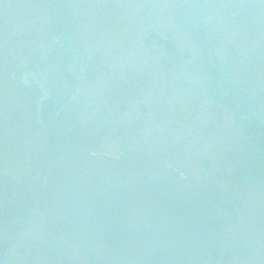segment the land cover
<instances>
[{
  "label": "rangeland",
  "instance_id": "374dc122",
  "mask_svg": "<svg viewBox=\"0 0 264 264\" xmlns=\"http://www.w3.org/2000/svg\"><path fill=\"white\" fill-rule=\"evenodd\" d=\"M203 43L223 96L264 128V0H0V166L13 187L39 189L63 151L140 148L215 205L216 242L197 264H264V190L233 175L249 165L264 179L260 132L210 90ZM54 90L70 99L52 113ZM39 216L7 263L72 264Z\"/></svg>",
  "mask_w": 264,
  "mask_h": 264
},
{
  "label": "water",
  "instance_id": "95a60500",
  "mask_svg": "<svg viewBox=\"0 0 264 264\" xmlns=\"http://www.w3.org/2000/svg\"><path fill=\"white\" fill-rule=\"evenodd\" d=\"M164 48L175 51L167 40ZM52 163L45 225L73 264H195L217 236L205 193L139 148L117 157L79 149Z\"/></svg>",
  "mask_w": 264,
  "mask_h": 264
},
{
  "label": "flooded vegetation",
  "instance_id": "af4514ba",
  "mask_svg": "<svg viewBox=\"0 0 264 264\" xmlns=\"http://www.w3.org/2000/svg\"><path fill=\"white\" fill-rule=\"evenodd\" d=\"M186 58V56H184ZM205 74V73H204ZM206 77H209L210 80L214 79V73L210 70L209 74H205ZM210 90L214 92V96L218 99L220 104L224 106H228L230 104V108L232 112H236V117L239 119L243 125L246 124L245 121L248 119L250 122V126L256 132V135L260 132L258 139H255V143L262 149V153H264V129L259 127H254V123L252 124L248 115L249 111L247 107L243 108L242 101L238 100L236 95L232 92L229 93L226 97L223 96L224 88L220 83L212 85L210 84ZM250 139H252V135H250ZM259 153L260 157L264 158V154ZM10 175L8 174V170L4 167L0 166V264H8L6 255H9L15 246L16 239H18V235L22 237V234L25 233L26 229L25 223H30L33 220V217H45L44 216V206L42 204V188L44 186L40 184L39 189L37 187L34 190L31 188L22 186H18V189L14 188L12 182H10ZM46 176L44 177L45 180ZM43 180V181H44ZM249 182V189L255 188L256 182L255 180L251 182L250 179H247ZM230 189L235 187V180H229ZM264 179L261 182L259 181L258 187L261 190H264ZM15 184H18L15 182ZM256 185V186H255ZM255 186V187H254ZM25 187V188H24ZM219 188V187H218ZM257 188V187H256ZM220 190H217V196H220ZM13 198V199H12ZM219 198V197H218ZM12 202L14 204L12 205ZM15 209V211H13ZM44 219V218H43ZM24 225V226H23ZM17 228V229H15ZM24 228V230H22ZM11 259V256L9 260Z\"/></svg>",
  "mask_w": 264,
  "mask_h": 264
},
{
  "label": "trees",
  "instance_id": "16d2710c",
  "mask_svg": "<svg viewBox=\"0 0 264 264\" xmlns=\"http://www.w3.org/2000/svg\"><path fill=\"white\" fill-rule=\"evenodd\" d=\"M202 33H204V31ZM203 45H204V43H203ZM214 64H216V60H215ZM215 69L217 70L215 72L216 80H218V82H220L221 81V80H219L220 69H218V68H215ZM69 91H70V89L67 90V92H69ZM69 99H70L69 98V94L66 93V95L63 98H60L56 94V92L54 90V91H52V96H50L49 100L44 101L42 106H43V109H46L47 108L46 110H48L50 112L52 111V113H53V112H56L57 108H59L62 105L63 101H67ZM256 165H258V164H256ZM247 167L250 168V171H251V172H249V174H247V172L249 171V169L245 173L244 170L246 169V167H242L239 172H236L233 175L236 176V174H237V177L238 178L240 177L239 180H247V179H250L251 181H254L255 180V182H256V181H259L260 180V182H261V175L258 174V171L257 172H254V174H253L254 176L250 175L251 173H253V171H252L253 169L252 168H254V166H249L248 165Z\"/></svg>",
  "mask_w": 264,
  "mask_h": 264
}]
</instances>
